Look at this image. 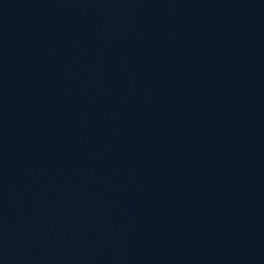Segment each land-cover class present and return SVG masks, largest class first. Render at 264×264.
Segmentation results:
<instances>
[{
    "label": "water",
    "instance_id": "obj_1",
    "mask_svg": "<svg viewBox=\"0 0 264 264\" xmlns=\"http://www.w3.org/2000/svg\"><path fill=\"white\" fill-rule=\"evenodd\" d=\"M0 264H264V0H0Z\"/></svg>",
    "mask_w": 264,
    "mask_h": 264
}]
</instances>
